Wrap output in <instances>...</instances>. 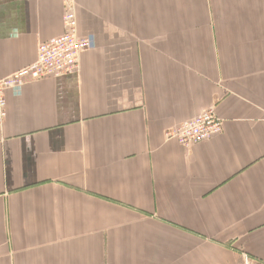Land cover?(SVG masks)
Instances as JSON below:
<instances>
[{"label": "crops", "instance_id": "0c3cea01", "mask_svg": "<svg viewBox=\"0 0 264 264\" xmlns=\"http://www.w3.org/2000/svg\"><path fill=\"white\" fill-rule=\"evenodd\" d=\"M68 1L79 69L6 92L0 264H264V0H0V78Z\"/></svg>", "mask_w": 264, "mask_h": 264}, {"label": "built area", "instance_id": "2783aa9c", "mask_svg": "<svg viewBox=\"0 0 264 264\" xmlns=\"http://www.w3.org/2000/svg\"><path fill=\"white\" fill-rule=\"evenodd\" d=\"M63 26L64 32L60 36L40 43L33 63L0 78V127L8 117L6 92L9 89L22 85L28 79L39 80L77 71L81 54L93 48L90 37L78 34L76 6L71 1L65 5ZM223 126V120L214 108H210L194 119L168 130L166 137L175 139L184 146H192L222 133ZM244 264L251 263L245 261Z\"/></svg>", "mask_w": 264, "mask_h": 264}, {"label": "rangeland", "instance_id": "374dc122", "mask_svg": "<svg viewBox=\"0 0 264 264\" xmlns=\"http://www.w3.org/2000/svg\"><path fill=\"white\" fill-rule=\"evenodd\" d=\"M71 2H73V1H71ZM74 3V2H73ZM76 6V5H75ZM216 111V110H215Z\"/></svg>", "mask_w": 264, "mask_h": 264}]
</instances>
